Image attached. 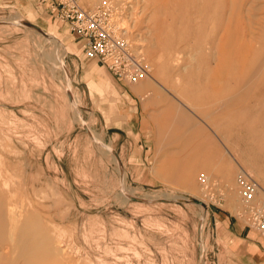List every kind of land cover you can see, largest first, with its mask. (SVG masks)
Instances as JSON below:
<instances>
[{
  "label": "rangeland",
  "instance_id": "374dc122",
  "mask_svg": "<svg viewBox=\"0 0 264 264\" xmlns=\"http://www.w3.org/2000/svg\"><path fill=\"white\" fill-rule=\"evenodd\" d=\"M117 2L138 82L84 52L62 0H0V264H264L238 179L264 200V0Z\"/></svg>",
  "mask_w": 264,
  "mask_h": 264
},
{
  "label": "built area",
  "instance_id": "2783aa9c",
  "mask_svg": "<svg viewBox=\"0 0 264 264\" xmlns=\"http://www.w3.org/2000/svg\"><path fill=\"white\" fill-rule=\"evenodd\" d=\"M64 16L72 22L73 30L80 36L84 52L108 63L117 74L135 82L144 77L148 66L140 62L136 45L124 34L121 21H117V5L113 0H100L93 7H85L80 0H62ZM242 195L253 198L258 184L243 175L239 178ZM250 208V207H249ZM252 222L264 231V202L251 205Z\"/></svg>",
  "mask_w": 264,
  "mask_h": 264
},
{
  "label": "bare ground",
  "instance_id": "6f19581e",
  "mask_svg": "<svg viewBox=\"0 0 264 264\" xmlns=\"http://www.w3.org/2000/svg\"><path fill=\"white\" fill-rule=\"evenodd\" d=\"M100 1V0H99ZM98 1V2H99ZM113 1H115V3H116V5H117V9L119 10V4H118V2H117V0H113ZM152 1V0H151ZM147 3V2H146ZM221 4V3H220ZM220 7V6H219ZM223 7H224V5H223ZM223 9V8H222ZM218 11H220V10H218ZM221 13V12H220ZM223 13V12H222ZM221 13V14H222ZM222 16V15H221ZM119 14H118V12H117V21L119 22L120 20H119ZM22 18V17H21ZM3 21V20H2ZM1 23V22H0ZM3 23V22H2ZM21 24V23H20ZM23 25H25V24H23ZM29 25V24H28ZM27 25V26H28ZM26 26V25H25ZM31 26V25H30ZM125 30V29H124ZM43 32V31H42ZM41 32V33H42ZM48 33V32H47ZM124 34H125V36L127 37V38H129V36H128V34H127V32H126V30L124 31ZM49 37H47L46 36V40L47 39H51V40H53V42H54V45H56V51H57V54H58V56H59V62L57 63V66H58V68H61V69H63L64 68V71L66 70L65 69V65H64V63H63V54L58 50V48H59V46H60V44H61V40H59L53 33H51V32H49ZM43 37H44V35H43ZM49 39V40H50ZM136 45V44H135ZM58 47V48H57ZM135 50H136V52L137 53H139V56H141L142 58H140V62L143 64V65H147L148 66V62L146 61V58H145V55H144V53H143V51L141 50V48L139 47V46H137L136 45V48H135ZM55 51V50H54ZM48 56H50V55H48ZM56 57L57 55H52V57ZM54 57V60H56L57 58H55ZM49 58V57H48ZM53 59V58H52ZM51 59V60H52ZM56 61H58V59L56 60ZM149 71H150V69H147V73L149 74ZM146 73V76L148 75ZM68 79V78H67ZM140 80V79H139ZM139 80H137L136 82H138ZM67 83V82H66ZM69 86V85H68ZM70 90V87H68V89H67V91H69ZM73 92V91H72ZM74 93V97L73 98H75V101L74 102H78L79 103V97L76 95V93H75V91L73 92ZM68 94H69V92H68ZM69 96V95H68ZM71 102H73L72 100H70ZM80 103H81V101H80ZM79 105V104H78ZM77 106V105H76ZM80 106V105H79ZM77 113H79L80 114V109H79V107L77 106ZM81 117V116H80ZM166 125V124H165ZM97 139V138H96ZM99 140V139H98ZM101 141V140H100ZM99 141V142H100ZM98 142V143H99ZM101 144H103L102 143V141H101ZM107 147H108V149H109V151L111 152V153H113V155L116 157V159L118 160V158H117V156L115 155V152H114V149H112L110 146H108L107 145ZM119 161V160H118ZM120 163V162H119ZM120 165V169L122 170V163H120L119 164ZM124 172V171H123ZM124 174V173H123ZM243 175H247V174H242V175H240L239 176V178L241 177V176H243ZM248 177H250V178H252L251 176H249L248 175ZM238 178V179H239ZM253 179V178H252ZM253 180H255V179H253ZM258 184V183H257ZM259 186V185H258ZM130 188V187H129ZM128 188V189H129ZM127 189V190H128ZM130 191H131V189H130ZM130 191H129V193H130ZM258 189L256 190V192H255V195H254V197L253 198H249V199H245L244 198V196L241 194V197H242V201L246 204V205H248V207H250L251 208V205H255V203H257L258 205H260V204H262L263 202H264V200L263 201H261L260 203L259 202H257V201H259V200H256V198H257V195H258ZM123 192L125 193V195H127L128 193H126L124 190H123ZM133 194V193H132ZM127 196H129V194L127 195ZM148 196V195H147ZM160 196V195H159ZM165 196V195H164ZM164 196H163V198H164ZM144 197H146V196H144ZM182 197V196H181ZM157 198V197H156ZM130 199V198H129ZM154 199V198H153ZM160 199H161V197H160ZM166 199V198H165ZM167 199H169V198H167ZM199 204V203H198ZM2 206V205H1ZM201 206V205H200ZM1 208V207H0ZM206 208V207H205ZM202 214H204V213H202ZM12 215V218H10V221H12V220H14V214L12 213L11 214ZM4 217H2V216H0V242H2V241H5L6 239H9V237L10 238H13L14 237V235H15V231H16V229L14 230L13 228H11V227H9L10 225H7V224H4ZM4 226H6V227H4ZM59 237V236H58ZM15 238V237H14ZM57 239V238H56ZM59 242V241H58ZM61 243V242H60ZM35 245H33L32 247H30V248H27L28 246L26 245V244H22L20 247H21V249L23 250V251H26V253L25 254H28V255H31L32 253H34L35 251H36V253H41V252H45V254H55L57 257H60L61 256V254H62V250H61V248H60V246H59V244H55V243H52V242H49V243H47V242H38V243H34ZM55 244V245H54ZM54 245V246H53ZM53 246V247H52ZM9 248H10V246H9ZM11 248H12V246H11ZM9 249V250H7L3 245H0V259H2L6 254H7V251H8V254L9 253H14V250L13 249ZM10 251H13V252H10Z\"/></svg>",
  "mask_w": 264,
  "mask_h": 264
},
{
  "label": "crops",
  "instance_id": "0c3cea01",
  "mask_svg": "<svg viewBox=\"0 0 264 264\" xmlns=\"http://www.w3.org/2000/svg\"><path fill=\"white\" fill-rule=\"evenodd\" d=\"M150 85H151V82L145 81V82L139 83L138 85L133 86L132 88L135 89L137 92L141 93L143 89L147 88Z\"/></svg>",
  "mask_w": 264,
  "mask_h": 264
}]
</instances>
